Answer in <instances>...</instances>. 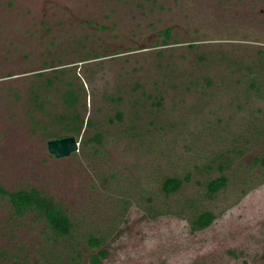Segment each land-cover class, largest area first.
<instances>
[{
	"label": "rangeland",
	"instance_id": "374dc122",
	"mask_svg": "<svg viewBox=\"0 0 264 264\" xmlns=\"http://www.w3.org/2000/svg\"><path fill=\"white\" fill-rule=\"evenodd\" d=\"M263 65L264 0H0V185L74 224L54 242L0 196V264H264ZM72 113L90 124L55 158Z\"/></svg>",
	"mask_w": 264,
	"mask_h": 264
},
{
	"label": "trees",
	"instance_id": "16d2710c",
	"mask_svg": "<svg viewBox=\"0 0 264 264\" xmlns=\"http://www.w3.org/2000/svg\"><path fill=\"white\" fill-rule=\"evenodd\" d=\"M165 42L169 39L170 29L167 28L164 33ZM264 66V65H263ZM250 69H252L250 67ZM67 93L63 95L65 97ZM70 102L66 105L67 108L71 109L72 103L75 101L69 95L65 98ZM76 112H78L75 109ZM77 116V120L73 122L70 120L71 116ZM73 116V119L76 117ZM59 133L53 132L46 134L49 138H61L65 136H77L79 137L83 132L84 124L89 125L88 120H83L80 114L63 115L61 119L58 120ZM89 142L100 143L102 136L99 132L94 133L91 137L87 138ZM226 184V177L221 175L216 179L210 180L207 184L208 195H212L218 192ZM182 186V180L176 176L166 177L162 181L161 191L164 194H171L178 191ZM0 196L6 198L10 207L12 214L15 216H24L27 213H35L37 217L41 218L44 222L45 232L47 237L52 238L54 242L63 241L67 237L71 236L74 224L71 218L68 216L65 210L62 209L61 205L57 203L52 197L44 195L37 188H19L13 191H7L0 185ZM194 219L191 221L192 229H202L211 224L214 219V214L209 210H203L197 212L193 215ZM51 235V236H50ZM87 243L90 247L96 248L100 245L101 240L99 237L91 235L87 238ZM106 256V251L99 249L97 253L91 256V262L93 264H104L101 258Z\"/></svg>",
	"mask_w": 264,
	"mask_h": 264
},
{
	"label": "water",
	"instance_id": "95a60500",
	"mask_svg": "<svg viewBox=\"0 0 264 264\" xmlns=\"http://www.w3.org/2000/svg\"><path fill=\"white\" fill-rule=\"evenodd\" d=\"M46 145L48 152L55 158H64L78 151L79 141L75 136H65L49 139Z\"/></svg>",
	"mask_w": 264,
	"mask_h": 264
}]
</instances>
